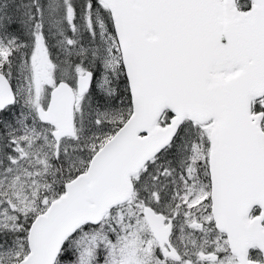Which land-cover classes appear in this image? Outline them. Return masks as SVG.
I'll use <instances>...</instances> for the list:
<instances>
[{
  "label": "snow or ice",
  "instance_id": "1",
  "mask_svg": "<svg viewBox=\"0 0 264 264\" xmlns=\"http://www.w3.org/2000/svg\"><path fill=\"white\" fill-rule=\"evenodd\" d=\"M0 264H264V0H0Z\"/></svg>",
  "mask_w": 264,
  "mask_h": 264
}]
</instances>
